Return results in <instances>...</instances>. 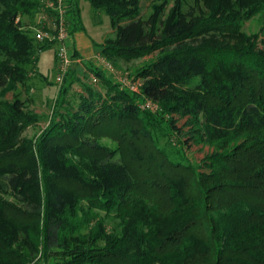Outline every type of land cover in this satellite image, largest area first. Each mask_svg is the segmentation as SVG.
Wrapping results in <instances>:
<instances>
[{
	"label": "trees",
	"instance_id": "trees-1",
	"mask_svg": "<svg viewBox=\"0 0 264 264\" xmlns=\"http://www.w3.org/2000/svg\"><path fill=\"white\" fill-rule=\"evenodd\" d=\"M41 1L0 0V88L24 83L56 43L19 30ZM87 1L117 30L103 56H160L140 93L91 62L109 99L86 86L85 112L56 109L36 143L23 137L37 121L24 101L0 106V264H264V0H193L166 18L161 5L146 19L136 0ZM67 3L73 35L80 14ZM256 16L261 31L249 34ZM75 74L71 66L64 83ZM146 100L189 116L213 152L196 165L185 148L159 145L161 126L181 131L161 111L140 110Z\"/></svg>",
	"mask_w": 264,
	"mask_h": 264
},
{
	"label": "rangeland",
	"instance_id": "rangeland-1",
	"mask_svg": "<svg viewBox=\"0 0 264 264\" xmlns=\"http://www.w3.org/2000/svg\"><path fill=\"white\" fill-rule=\"evenodd\" d=\"M136 1L138 6L135 9L139 10L136 14L139 13L140 18L146 19L152 14L155 6L165 5V18L173 13L177 14L180 11L188 12L190 11V3L193 0ZM41 2L44 6L42 11L35 16L34 24L27 25L25 22L26 19L23 18L22 23L24 24L19 29L21 32L26 31L31 36H36V29L41 26L42 12L51 0H42ZM75 5L76 10L80 14L81 29L77 30L73 35L69 34L68 42L70 51H76L78 57L74 58V62L71 65L76 68V74L68 81V84H65V81L59 77L60 61L58 58V49L60 45L55 43L41 50L34 63L28 66V76L24 83L11 81L6 87L0 88V106L4 108L5 105H9L15 99L19 98L25 103V112L33 118H37V121L29 125L23 133V137L33 143H36L42 133L47 129L51 123L52 114L56 109L62 114L85 112V108L81 106V101L83 100L80 99V96L90 100V94L85 89L86 86L90 87L96 93L95 98L100 96L101 100L109 99V88L106 86L107 81H105V78L101 80L94 74L90 64L91 62L95 63L94 66L103 70L107 74V77L113 79L111 82L120 86V90H128V88L122 87V83L118 81L117 75L126 76L132 82L143 85L146 79L145 68L160 56L159 52H154L143 57L128 60L118 58L114 61L110 60L109 56H103V47L116 40L117 30L113 28L111 18L105 10L93 8L87 0H75ZM70 18L67 12V22L70 21ZM261 28L262 23L259 16L247 21L244 25V30L249 34L260 33ZM260 47H264V41L260 44ZM110 65L113 70H109ZM64 84L68 85L69 93L64 98V102H61L60 105L58 104V107V98H60V92ZM141 104L142 101L139 107ZM95 105L100 106V101H97ZM140 110H142L141 107ZM142 111H145V109ZM159 111H161V114L166 119L174 118L177 127L181 131L179 134L169 131L167 125L161 126L158 134L159 140H157L159 145L163 147L172 145V147L179 150L185 148L186 154H184L196 165L201 164L213 152L214 148L208 142H205L202 137L199 135L196 136L193 132L189 116L181 117L179 114L162 113L160 104L156 103L155 111L151 112L158 113ZM66 116L69 117L68 115ZM56 118L57 120L61 119L58 116ZM192 136H195L196 141H190L188 145H185L186 140ZM103 142L109 145H115V142L112 140L105 139ZM168 149L170 150L171 148L168 147ZM180 157H183L181 159H186L182 153ZM1 195L8 201L15 202L13 196L9 194Z\"/></svg>",
	"mask_w": 264,
	"mask_h": 264
},
{
	"label": "built area",
	"instance_id": "built-area-1",
	"mask_svg": "<svg viewBox=\"0 0 264 264\" xmlns=\"http://www.w3.org/2000/svg\"><path fill=\"white\" fill-rule=\"evenodd\" d=\"M45 7L41 16V26L36 29V37L39 42L51 41L60 45L58 49V58L60 61L59 77L61 80H64L74 62L73 52L70 51L68 42L69 30L66 19L67 0H51ZM111 69L112 66L110 65L109 70ZM117 76L123 88H128V90L135 93L141 92L142 85L132 82L126 76ZM140 107L145 110L155 111L156 104L151 100H146Z\"/></svg>",
	"mask_w": 264,
	"mask_h": 264
}]
</instances>
